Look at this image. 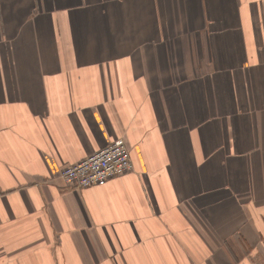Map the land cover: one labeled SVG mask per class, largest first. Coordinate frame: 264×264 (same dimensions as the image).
Masks as SVG:
<instances>
[{
    "label": "crops",
    "instance_id": "obj_1",
    "mask_svg": "<svg viewBox=\"0 0 264 264\" xmlns=\"http://www.w3.org/2000/svg\"><path fill=\"white\" fill-rule=\"evenodd\" d=\"M0 264H264V0H0Z\"/></svg>",
    "mask_w": 264,
    "mask_h": 264
},
{
    "label": "built area",
    "instance_id": "obj_2",
    "mask_svg": "<svg viewBox=\"0 0 264 264\" xmlns=\"http://www.w3.org/2000/svg\"><path fill=\"white\" fill-rule=\"evenodd\" d=\"M133 164L123 138H115L75 163L63 167L60 179L77 188L100 185L109 178L132 170Z\"/></svg>",
    "mask_w": 264,
    "mask_h": 264
}]
</instances>
